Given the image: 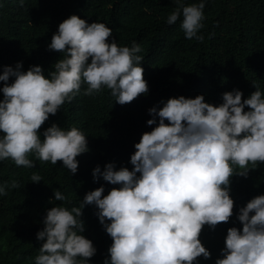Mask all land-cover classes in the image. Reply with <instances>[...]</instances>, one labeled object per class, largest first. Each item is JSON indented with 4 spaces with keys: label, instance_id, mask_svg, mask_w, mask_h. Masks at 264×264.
I'll use <instances>...</instances> for the list:
<instances>
[{
    "label": "clouds",
    "instance_id": "1",
    "mask_svg": "<svg viewBox=\"0 0 264 264\" xmlns=\"http://www.w3.org/2000/svg\"><path fill=\"white\" fill-rule=\"evenodd\" d=\"M25 0H16L19 6ZM167 24L180 18L185 38L202 40L205 0L185 4L174 0ZM103 22L87 23L70 14L57 25L48 49L63 53L45 75L40 65L21 70V63L0 71V160L33 167L28 154L62 165L75 173V157L87 151L86 136L75 126L65 129L52 122L38 133L40 125L55 114L65 101L80 90L94 95L109 89L114 101L130 102L147 92L142 77L140 45H118ZM12 78L9 83V78ZM241 91L222 93V102H205L202 94L177 95L158 101L147 109L154 125L141 133L129 156L131 170L106 163L92 168L109 184L118 185L102 195L101 185L85 192L78 206L70 209L53 204L45 209L42 240L34 264H90L96 249L80 219L85 204L95 205L98 221L111 238L102 264H198L196 258L210 253L198 239L204 224L210 228L227 222L232 215L229 177L247 176L248 165L264 161V94L256 87L243 100ZM247 106V110L245 109ZM167 121V123L165 122ZM233 166H238L236 171ZM33 172L30 181H41ZM7 184V182H5ZM0 184V195H5ZM18 184L12 181L9 187ZM49 202L64 201L52 190ZM241 227H228L221 255L214 264H264V194H258L238 208ZM107 221V222H106Z\"/></svg>",
    "mask_w": 264,
    "mask_h": 264
},
{
    "label": "trees",
    "instance_id": "2",
    "mask_svg": "<svg viewBox=\"0 0 264 264\" xmlns=\"http://www.w3.org/2000/svg\"><path fill=\"white\" fill-rule=\"evenodd\" d=\"M197 0H184L185 4ZM175 7L174 0H0V71L5 65L21 63V70L40 65L45 75L63 53L46 47L57 25L70 14L87 23L103 22L118 45L130 46L136 41L141 48L139 62L147 92L130 102L114 101L109 89L102 87L94 95L80 92L65 101L57 112L49 114L38 133L55 122L62 128L75 126L86 136L87 151L78 154L77 170L70 173L60 160L56 164L39 160L29 153L33 167L16 165L10 158L0 160V184L6 193L0 195V264H34L42 240L35 233L42 229L45 209L53 204L66 208L78 206L87 191L101 185L102 195L112 187L99 174L93 179L92 168L114 163L131 170L129 156L135 150L142 132L154 125L147 109L168 97L202 94L204 101L216 105L222 93L238 89L241 99L256 87L264 94V0H205L203 27L198 30L202 40L185 38L180 18L173 24L166 17ZM12 78H9V83ZM4 82L0 81V85ZM3 94L0 93V98ZM247 110V106L245 109ZM167 123V121H165ZM236 171L238 166H233ZM247 176L229 177V195L233 200L232 215L227 222H217L210 228L204 224L198 239L209 251L208 258L198 256V264H214L221 255L228 227H241L236 218L239 207L258 194H264V161L248 165ZM35 172L41 181H30ZM12 181L18 186L9 187ZM60 190L64 201H51L52 190ZM95 205L85 204L80 219L81 233L90 239L96 252L90 264H102L108 255L111 238L104 231ZM107 222V221H106Z\"/></svg>",
    "mask_w": 264,
    "mask_h": 264
}]
</instances>
